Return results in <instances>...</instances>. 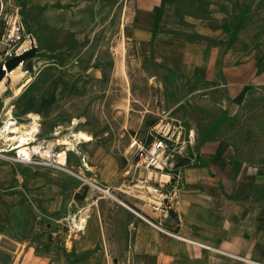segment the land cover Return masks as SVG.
Listing matches in <instances>:
<instances>
[{"label": "crops", "instance_id": "0c3cea01", "mask_svg": "<svg viewBox=\"0 0 264 264\" xmlns=\"http://www.w3.org/2000/svg\"><path fill=\"white\" fill-rule=\"evenodd\" d=\"M169 5L168 0H25V22L38 47L33 60L42 59V66L0 85V124L13 119L12 133L19 137L58 138L66 145L84 136V146L92 147L90 138L98 134L86 130L84 112L116 74V59H101L112 34L118 44L128 40L132 56L145 65L148 84L166 92V103L172 98L166 110L196 129L197 162L182 168V187L165 217L164 210L152 211L118 193L96 197L71 177L60 187L56 169L0 158V264H119L120 256L141 257L143 264H264V163L241 155L237 146L264 139L262 44L250 51L245 39L220 51L201 28H195L200 38L179 36L176 26L166 24ZM44 69L50 75L42 78ZM118 70L121 74L120 64ZM32 82L36 87L19 98ZM82 99L88 107L73 115ZM221 110L239 124L200 143V126ZM99 143L81 154L87 163L79 173L115 192L131 169L114 147L108 151ZM82 187L84 196L76 199ZM65 217H71V231L60 233L58 222Z\"/></svg>", "mask_w": 264, "mask_h": 264}, {"label": "rangeland", "instance_id": "374dc122", "mask_svg": "<svg viewBox=\"0 0 264 264\" xmlns=\"http://www.w3.org/2000/svg\"><path fill=\"white\" fill-rule=\"evenodd\" d=\"M8 1L0 0V5L4 7L0 13V29L3 27L5 14L10 12L9 8H7ZM10 1L15 4L17 2V0ZM168 2L170 5L166 24L176 26L175 31L179 36L187 39L194 36L198 37L196 30L201 28L198 31L203 33L206 39L209 38L211 43L217 46L220 51L230 48L233 42H238L239 45L245 39L250 41V51L260 49L258 44H262L261 49L264 50V0H168ZM235 29H237V34L234 37H230V31ZM243 29L245 32L241 31ZM258 39H261V43L257 42ZM118 40L119 37L117 35L110 34L109 40L105 41L103 48H101L103 55L101 59L104 62H110L112 58L116 59V74H114V78L111 77L109 83H106L104 87L105 92L101 96L95 97L92 102H89V109L91 110L84 112L86 130L93 134L95 133V135L98 134V138L92 136L90 138L92 140V147L87 148L82 143V140H86L84 136L80 138L82 140L72 137L71 142L68 141L69 143L67 144L68 149L72 150L67 154L64 170L54 171L56 174L54 177L58 186L63 187L65 177H71L75 183L88 185L96 193V197L108 199L111 198L102 195L101 192L88 184L90 181L86 179V175L79 173L80 170H85L84 164L86 165L87 163V160L81 154L91 152L100 144L99 141L108 151H111L114 147L113 151L121 159L122 164L129 166L127 168L131 169V172L127 176L120 178V184H128L130 180L133 181L135 179L137 174V171H134L130 167L132 150L128 145L131 137L136 135L137 138H142L147 128L145 121L155 120L162 109L171 108V102L173 101L170 97L171 101L166 103L167 97L164 96L166 92L162 90L156 92L153 86L148 84V80L146 79L148 72L145 71V65L141 62L140 58L135 57L134 53L132 56V52L134 51L128 46V40L122 38L119 44ZM36 56L37 54L34 57ZM28 60H30L32 66L30 72L25 70L23 62L21 66L16 67L17 69L15 68L16 70L14 69V72L10 75L11 78L3 79L2 85L6 81L8 84L11 79H15V77L24 72L33 74L42 66V59L33 60L31 58ZM118 64H120L122 69L121 74L118 70ZM40 74H42L43 78L44 76H49L50 71L49 69H44ZM161 76L164 78L163 75ZM166 84L168 83L166 82ZM167 86L172 89L170 81ZM75 103L76 111L72 113L73 115L80 113L83 107H88L84 99L81 101L77 100ZM96 106H98L97 109H95ZM172 113L184 122L186 121L176 114L175 110ZM101 121H104V124H101ZM113 123H115V127ZM102 125L104 126L102 127ZM103 134L105 135L103 136ZM114 139L117 141V144H113ZM262 141L257 143H250V141L238 143L239 153L245 157L251 156L253 162L264 163V139ZM45 177L49 176L46 175ZM93 184L98 185L94 182ZM181 184L180 182L179 189L182 187ZM83 189L82 187L78 193H83ZM116 193L122 197L135 199L131 195L124 194L119 190H115V192L112 190L111 192L113 197ZM142 204L144 203L142 202ZM85 210H83V213L86 212ZM80 218L78 216L76 219L77 227L80 226L78 223ZM83 218L86 221L88 215H84ZM70 219L71 217L59 219L58 230L60 233L71 231L68 225ZM71 226L75 227V224L71 223ZM117 259L119 264H143L142 258L137 256L130 259L120 256Z\"/></svg>", "mask_w": 264, "mask_h": 264}, {"label": "built area", "instance_id": "2783aa9c", "mask_svg": "<svg viewBox=\"0 0 264 264\" xmlns=\"http://www.w3.org/2000/svg\"><path fill=\"white\" fill-rule=\"evenodd\" d=\"M3 8V5H0V13ZM7 8L10 12L5 14L3 27L0 29V68L5 72L4 79L13 71L6 72V61L21 55L32 43L34 44L31 34L22 22L19 6L9 0ZM22 64L20 63L18 67ZM15 123V120L9 119L0 124L1 159L12 163L64 170L67 153L70 151L66 144L60 143L58 138L47 140L24 137V143L18 148L17 140L19 141L21 137L12 133ZM129 148L132 150L130 167L137 171V174L133 181L120 184L116 190L131 195L144 205H148L152 211L164 210L166 217L173 196L180 186L182 168L197 162L196 129L176 117L170 110H162L154 123L146 128L142 138H137L136 135L131 138ZM62 154L63 163L60 162ZM124 173L128 175L129 170ZM88 184L102 195L114 198L111 187ZM132 213L155 226L139 213L135 211Z\"/></svg>", "mask_w": 264, "mask_h": 264}, {"label": "trees", "instance_id": "16d2710c", "mask_svg": "<svg viewBox=\"0 0 264 264\" xmlns=\"http://www.w3.org/2000/svg\"><path fill=\"white\" fill-rule=\"evenodd\" d=\"M18 6L20 8V15L22 22L25 26V29L29 32V28L25 22V0H17ZM30 33V32H29ZM236 31L232 33L234 36ZM31 34V33H30ZM25 70L30 72L32 70V66L30 64V60L24 62ZM36 87V82H32L28 85L25 91L20 95L19 98L27 96L34 88ZM154 119L145 121L146 127L154 123ZM239 124V121L235 118L228 117L224 111H219L216 117L213 119L211 123L200 126V143L206 142L208 140H214L218 135L223 134L225 130L233 129L236 125ZM239 132V131H238ZM84 196V192L82 195H76V199H81Z\"/></svg>", "mask_w": 264, "mask_h": 264}, {"label": "water", "instance_id": "95a60500", "mask_svg": "<svg viewBox=\"0 0 264 264\" xmlns=\"http://www.w3.org/2000/svg\"><path fill=\"white\" fill-rule=\"evenodd\" d=\"M37 54V47L32 43L30 48L19 56L8 59L5 63L6 72L14 70L20 63L33 58ZM5 78V72L0 68V83Z\"/></svg>", "mask_w": 264, "mask_h": 264}, {"label": "bare ground", "instance_id": "6f19581e", "mask_svg": "<svg viewBox=\"0 0 264 264\" xmlns=\"http://www.w3.org/2000/svg\"><path fill=\"white\" fill-rule=\"evenodd\" d=\"M17 68H18V67H17ZM17 68H16V69H17ZM16 69H15V70H16ZM13 72H14V70H13L12 72L9 73L8 77H9ZM2 81H3V80H2ZM1 84H2V82L0 83V85H1ZM19 135H20V134H19ZM21 135H22V134H21ZM24 141H25V138H24V137H21V139H20L19 141L17 140V142H19V145H18L17 147H18V148H21V146H22V144L24 143ZM63 158H64V156H63V154H62V155L60 156V162H61V163L64 162V159H63Z\"/></svg>", "mask_w": 264, "mask_h": 264}]
</instances>
